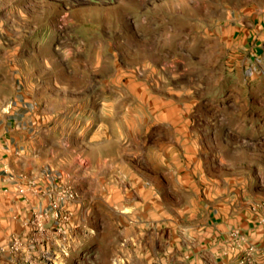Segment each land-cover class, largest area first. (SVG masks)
<instances>
[{
    "label": "rangeland",
    "instance_id": "rangeland-1",
    "mask_svg": "<svg viewBox=\"0 0 264 264\" xmlns=\"http://www.w3.org/2000/svg\"><path fill=\"white\" fill-rule=\"evenodd\" d=\"M0 119L39 264H194L210 211L264 210V0H0Z\"/></svg>",
    "mask_w": 264,
    "mask_h": 264
},
{
    "label": "crops",
    "instance_id": "crops-1",
    "mask_svg": "<svg viewBox=\"0 0 264 264\" xmlns=\"http://www.w3.org/2000/svg\"><path fill=\"white\" fill-rule=\"evenodd\" d=\"M0 121L2 120L0 119ZM1 125L2 123H0V127ZM4 143L1 133L0 264H39L40 256L38 254L43 246L32 242L35 232L32 226L25 224L32 203L29 204L19 197L14 192V184L6 181V172L29 175L33 168L32 160L29 156L8 154ZM183 201L184 199L181 198L179 203H183ZM261 218H264V210L253 209L246 214L220 209L210 211L208 222L198 234V247L195 252L190 250L188 259L194 264H237L234 258L226 255L228 232L231 229H238L251 236L256 242L264 243V226L261 225ZM18 237H22L26 241L25 247H21L19 251H13L10 249V245L14 238Z\"/></svg>",
    "mask_w": 264,
    "mask_h": 264
},
{
    "label": "built area",
    "instance_id": "built-area-1",
    "mask_svg": "<svg viewBox=\"0 0 264 264\" xmlns=\"http://www.w3.org/2000/svg\"><path fill=\"white\" fill-rule=\"evenodd\" d=\"M9 178L10 179L8 181H11V182L17 180L15 177H12V176H10ZM31 185H32L31 181L29 182L22 181L21 184H19V192L21 194H25L26 192H28L29 188H31ZM68 195L71 197L73 196L72 193ZM58 210H59V202H58V199H56L52 201L51 212L49 211L37 212V210H35L33 212L35 219H32L29 223L30 224L34 223L36 227L38 228V230L40 231V233L44 234L46 232V228H45L46 220H48V218L50 219V217L52 218L58 217ZM231 235H232V238L236 240L237 244L241 245V236L237 232H231ZM21 246H22V243L20 241V238H15L12 244L10 245V249L13 251H19ZM245 262L246 260H242L240 261V264H244Z\"/></svg>",
    "mask_w": 264,
    "mask_h": 264
}]
</instances>
